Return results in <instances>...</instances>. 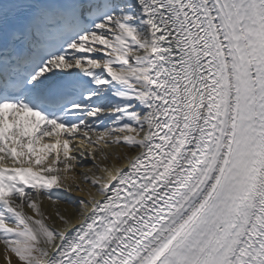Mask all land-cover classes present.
I'll use <instances>...</instances> for the list:
<instances>
[{"label": "snow or ice", "instance_id": "obj_1", "mask_svg": "<svg viewBox=\"0 0 264 264\" xmlns=\"http://www.w3.org/2000/svg\"><path fill=\"white\" fill-rule=\"evenodd\" d=\"M87 163L75 200L59 173ZM41 195L79 226L26 215ZM0 241L20 264H264V0H0Z\"/></svg>", "mask_w": 264, "mask_h": 264}, {"label": "bare ground", "instance_id": "obj_2", "mask_svg": "<svg viewBox=\"0 0 264 264\" xmlns=\"http://www.w3.org/2000/svg\"><path fill=\"white\" fill-rule=\"evenodd\" d=\"M110 160L102 163H109L111 167L127 169L130 165L132 159L136 157L139 149L133 151L131 148L122 145H114L109 149ZM92 169V164L87 163L84 168L74 169L71 172L64 173L61 171L59 175L61 176V184L68 187V195L72 196L75 200L79 199H90L89 192L91 191L95 195V191L92 186L85 183L83 177L80 175L81 172H88ZM94 171V169H93ZM76 185H79L83 191H78ZM97 198H99L97 196ZM33 199L37 200V204L42 215H37L36 212L27 206L24 207V212L26 215L34 216L36 219H41L46 217L45 223L49 226L56 227L60 230H64L69 227L65 225L64 222L59 219L60 216L66 217L71 220L73 225L79 226L82 221V216L80 215V208L78 205L70 203L68 201L53 200L48 199L46 196L36 197ZM19 203V201H17ZM87 215V211L84 213ZM11 257L12 264H20L18 259L12 253H5V246L2 241H0V264H7V257Z\"/></svg>", "mask_w": 264, "mask_h": 264}]
</instances>
